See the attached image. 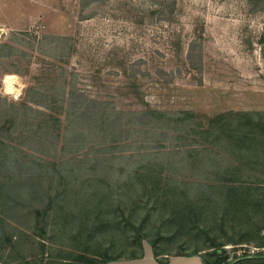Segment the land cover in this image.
Wrapping results in <instances>:
<instances>
[{
	"label": "rangeland",
	"instance_id": "obj_1",
	"mask_svg": "<svg viewBox=\"0 0 264 264\" xmlns=\"http://www.w3.org/2000/svg\"><path fill=\"white\" fill-rule=\"evenodd\" d=\"M163 1L158 9L170 21L148 14ZM65 69L81 94L74 100L102 102L120 136L104 120L87 123L88 110L73 121L80 135H66L63 110L72 105L49 95ZM8 75L17 92L7 89ZM26 99L29 108L21 107ZM53 108L62 112L49 116ZM218 114L231 116L233 138L264 120V0H0V264H89L75 258L87 237L111 254H136L138 245H126L135 231L126 218L138 225L147 212L160 250L205 252L214 238L225 241L240 230L232 212L176 213L223 203L221 184L214 202L208 190L220 169L206 156L218 162L219 153L194 144V127L180 123ZM105 130L116 142L104 140ZM148 160L164 167L157 190L136 179ZM255 168L264 179V166ZM37 209H46L45 233ZM252 220L251 243L225 245L230 259L263 250L255 245L264 217ZM142 248L153 252L147 238Z\"/></svg>",
	"mask_w": 264,
	"mask_h": 264
},
{
	"label": "trees",
	"instance_id": "obj_2",
	"mask_svg": "<svg viewBox=\"0 0 264 264\" xmlns=\"http://www.w3.org/2000/svg\"><path fill=\"white\" fill-rule=\"evenodd\" d=\"M159 3V4H157ZM162 4H166L165 1L163 2H155V5H157V8H154L151 10L148 14H156V12H161L160 6ZM168 6V5H167ZM159 8V9H158ZM148 14H145L142 16L141 22H144L145 16ZM165 17L163 12L160 13ZM169 16L163 18L164 20L170 21L171 18H168ZM139 22V20H138ZM124 48L121 50V52H118L117 54H121L123 52ZM120 57V56H119ZM123 58V54L121 55ZM120 60V68L125 69L127 64L122 59ZM67 70L65 69V72H61L64 76L62 78V84L57 83L54 81L53 86H51L49 95L54 92V96H59L58 100L60 105L65 106L66 102H69L72 107L71 108H65L63 112L66 113V135H70L72 138L80 135V132L77 130L79 126L75 125L73 121L74 120H82L85 117V113L88 111L90 112V116L87 118V123H92V121H100L104 120L105 123L110 120L111 114L107 111H104L101 109L102 102H97L92 99H88L86 101H83V99L74 100L75 96H80V93L76 92V88L74 86H69L68 81V74ZM124 72H127L124 70ZM129 76V75H128ZM130 77V76H129ZM132 78V77H130ZM135 81V80H134ZM69 83V84H68ZM62 91L60 93L55 91V88ZM32 100L26 99L24 104L21 107L29 108L30 103ZM35 103H38L35 101ZM90 104V106H89ZM19 107V108H21ZM66 110V111H65ZM80 110V111H79ZM18 110L16 111V113ZM62 109H56L53 108L50 111V115H57L56 113H61ZM15 113V118H13V121H18L20 119V114ZM144 113V112H143ZM22 114H26L25 111ZM47 114V113H46ZM248 116V114H245ZM152 119L150 121H153V114ZM29 119H34V117H30ZM250 120V119H249ZM85 121V119H84ZM146 122V125L151 124L152 122ZM189 121V122H186ZM114 124H117V126L112 125L115 127V131H111V136L117 135L119 133V136L121 135L122 125L118 123V121L113 119ZM182 124L190 125L194 127V130L190 132V137L193 140L194 144L198 143H204L206 142L212 143V155L215 152H218L219 154L217 156H220L218 162H215V157L207 158L210 154L206 156V160L208 162L209 168L213 169L215 166L219 167V171L215 172V178L212 179L209 182L210 187L209 190V202H214V196L213 199L211 197V191L215 188L219 187V184H221L222 189V196L219 199L216 200V202H223L222 204H215V207L207 206L205 209H199L201 207H197L199 210H195V207H187L185 206L183 209H180L177 214L183 215L184 212L188 210H193L192 213H203L204 211L208 213L213 212L212 209H217L220 212V209L224 210L225 214H229L230 212L233 213V216L237 219V224L240 228V230H235V232H232V236H228L225 241H217L214 238L213 242L209 243L211 246V249L206 250L205 252H201L199 249H196L194 251H177L172 252L167 249L160 250L158 247L157 240L150 237V230H148V219L151 216L150 212L146 213V216L142 219V221L136 225L134 221L131 220V216L129 215L126 218V222L130 224L135 231L133 232V236L127 237L126 245H138L136 249L138 248L139 252L130 254V255H122V254H111L107 251L108 247L103 244L102 240H96L95 242L92 241V238H86L84 240H79L77 247L80 250L84 251V254L76 256V260H80L79 262L82 263H89V264H107L110 260H117V259H131V258H139L144 256V250L142 248V241L143 239H148L149 242L153 245V252L155 258L161 262L166 264L169 260V256L172 255H198L203 264H264V252L261 250L257 253H245L241 256L235 255L233 258L230 259V254L228 253L227 248L225 245L227 244H234V245H242L249 241L251 243V239L253 236L252 233V225L254 221L252 220L254 218L255 213H261L262 217H264V185L263 181L264 179L261 178V176L255 175L253 173V170H255V167L264 166V120L259 119L256 123L249 121L248 124H251L250 128L248 127V130L246 133H243L241 136H236L233 138V122L231 116H223V114H218L215 117L209 119L207 123H198V126H194L191 123L190 120L187 118L185 121H180ZM101 124V123H100ZM145 124V123H144ZM119 125V126H118ZM107 130V127H106ZM105 130L104 133V140L111 139L107 138V131ZM234 133V132H233ZM69 136V137H70ZM110 136V137H111ZM114 137V136H113ZM71 138V139H72ZM77 138V137H76ZM69 139V138H68ZM113 142H116L115 140H112ZM145 147L143 148V151H145ZM216 150V151H215ZM218 150V151H217ZM142 151V152H143ZM147 152V150H146ZM237 157L238 160L236 161L233 157ZM234 159V163H231ZM211 160V161H210ZM223 165L226 166V168L223 169ZM163 166H160V168L154 169V167L151 165V163L147 162V164H141L136 169V175L137 178L140 181L143 180V185L147 186L148 184L154 185V190H157L158 187H160V179H161V170L163 169ZM140 178H138V176ZM164 207L168 206L167 202H162ZM188 209V210H186ZM255 212V213H254ZM38 220L37 224L39 227H42V233H45L44 227V219L43 215L46 213V209H37L36 210ZM206 215V214H205ZM177 217V216H175ZM176 221L180 219V216L178 215L177 218H175ZM217 223V222H216ZM247 224V225H246ZM105 226V223L103 220L98 223L96 229L103 230ZM237 226V225H236ZM237 226V227H238ZM257 228L261 230V228L264 229L263 225H259ZM256 247L258 248H264V235L260 236L258 239V242H256ZM209 247V248H210ZM133 249V248H132ZM135 250V249H134ZM88 253V254H87ZM90 254V255H89ZM164 255V256H163ZM162 256V257H161ZM51 262H44L41 261L39 264H50ZM69 262H63L61 264H68Z\"/></svg>",
	"mask_w": 264,
	"mask_h": 264
},
{
	"label": "crops",
	"instance_id": "obj_3",
	"mask_svg": "<svg viewBox=\"0 0 264 264\" xmlns=\"http://www.w3.org/2000/svg\"><path fill=\"white\" fill-rule=\"evenodd\" d=\"M263 252H264V248H263ZM107 264H164V263L159 262L155 258L153 252L146 250L143 257L110 260L107 262ZM166 264H203V263L198 255H191V256L172 255L169 256V260Z\"/></svg>",
	"mask_w": 264,
	"mask_h": 264
},
{
	"label": "bare ground",
	"instance_id": "obj_4",
	"mask_svg": "<svg viewBox=\"0 0 264 264\" xmlns=\"http://www.w3.org/2000/svg\"><path fill=\"white\" fill-rule=\"evenodd\" d=\"M14 76L12 75H8L6 77V86H7V89L10 90V91H13V92H17V90L15 89L14 87Z\"/></svg>",
	"mask_w": 264,
	"mask_h": 264
}]
</instances>
